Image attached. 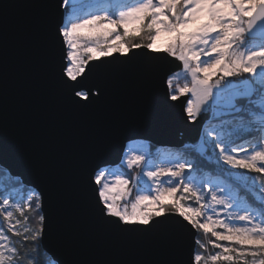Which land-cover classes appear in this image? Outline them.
Segmentation results:
<instances>
[{
    "label": "snow or ice",
    "instance_id": "6c2138e0",
    "mask_svg": "<svg viewBox=\"0 0 264 264\" xmlns=\"http://www.w3.org/2000/svg\"><path fill=\"white\" fill-rule=\"evenodd\" d=\"M23 7L55 22L49 55L69 104L87 107L104 94L102 86L85 83L91 62L146 50L148 60L157 57L147 52H164L179 61L160 79L166 102L187 97L181 100L187 124L212 111L193 151L163 154L157 164L148 146L130 145L115 170L94 164L83 171L94 199L90 228L123 240L152 235L177 258L77 264H184L178 257L186 235L187 264H264V0H4L0 23L9 9ZM130 24L136 25L131 31ZM162 35L170 39L154 47ZM106 71L148 75L153 69L122 63ZM4 123L0 65V131ZM124 166L139 171L129 180ZM165 195L172 203H163ZM41 207L38 193L0 190V264H42Z\"/></svg>",
    "mask_w": 264,
    "mask_h": 264
},
{
    "label": "water",
    "instance_id": "95a60500",
    "mask_svg": "<svg viewBox=\"0 0 264 264\" xmlns=\"http://www.w3.org/2000/svg\"><path fill=\"white\" fill-rule=\"evenodd\" d=\"M54 23L42 21L39 10L30 7L9 9L0 23L5 94L0 168L39 194L40 211L45 218V254L55 264L177 258L152 235L123 240L90 228L94 199L84 186L83 171L85 166L94 164L117 167L127 144L135 141L158 149L193 146L209 121L206 122L211 110L187 124L181 107V100L187 97L166 102L160 79L167 68H175L179 61L164 52H147L148 57H157L148 60L146 50H133L128 57L113 54L91 62L93 71L87 73L85 83L102 86L104 94L87 107L69 104L57 86V70L49 55ZM60 55L57 49V64ZM122 63L150 67L153 72L110 75L106 71ZM190 246L191 236L186 235L178 257L184 264Z\"/></svg>",
    "mask_w": 264,
    "mask_h": 264
},
{
    "label": "trees",
    "instance_id": "16d2710c",
    "mask_svg": "<svg viewBox=\"0 0 264 264\" xmlns=\"http://www.w3.org/2000/svg\"><path fill=\"white\" fill-rule=\"evenodd\" d=\"M205 126H210V120L206 123ZM147 146L149 147V149L151 150L152 153L159 150V152H166V153L172 152V153H177V154H186L187 152L194 150L193 146H191V145H184L181 149H177V150H174V149H158L149 143H147ZM185 146H187V147H185ZM204 171H207V169H205ZM137 172H138L137 169L136 170L133 169V171H128V173H127L128 178H131ZM14 184H17L18 187H23L18 179L9 176V174L6 171H4L3 169L0 168V187H1V190H3L4 188H7V190L10 192H14V191L17 192L18 187L14 186ZM25 190L27 192H33L32 190L27 189V188H25ZM242 195H243V193H242ZM132 198H133V192H132L130 199H132ZM249 198H251L250 195H249ZM32 203H33V205L36 203L35 197L33 198ZM31 224H32V226H36V220L32 219ZM212 250H214V249H212ZM42 264H53V261L51 260V258L47 254H45L43 259H42Z\"/></svg>",
    "mask_w": 264,
    "mask_h": 264
},
{
    "label": "rangeland",
    "instance_id": "374dc122",
    "mask_svg": "<svg viewBox=\"0 0 264 264\" xmlns=\"http://www.w3.org/2000/svg\"><path fill=\"white\" fill-rule=\"evenodd\" d=\"M75 2L77 3V4H80V3H88L89 2V0H75ZM128 2H132V0H128ZM86 11H88V10H90V9H85ZM134 27H136V25H133V24H130L129 25V31H131L132 30V28H134ZM107 28H110V26H107ZM121 31H123V29H121ZM170 39V37H168V36H164L163 35V39L162 40H160L159 42H157V43H155L154 44V47H163L166 43H167V41ZM181 83H183V81L181 82ZM212 102H210V104H211ZM212 116V111L210 112V116H209V118L206 120V122L208 121V120H210V117ZM204 127H206V126H204ZM130 145H146L147 146V143L146 142H143V141H135V142H131V143H129ZM149 148V147H148ZM150 150V149H149ZM151 151V150H150ZM163 154H166V152H159V151H155L154 153H153V158H154V160L157 162V164H159V162H160V159H161V157H162V155ZM114 170L116 169V167L115 168H113ZM136 170V169H135ZM138 170V169H137ZM122 171H123V173L126 175V178H128V176H127V173H128V171H133V169L132 170H129L128 168H127V166H124L123 168H122ZM139 171V170H138ZM235 171H240V170H235ZM249 175H254V174H251V173H249ZM129 180H131V178H128ZM144 179V182L146 183V184H148V185H150L151 184V182L150 181H147V178L145 177V178H143ZM14 186H17V184H14ZM130 187H131V185H129ZM18 187V186H17ZM0 190H1V187H0ZM24 191H26L25 190V188L24 187H18L17 188V192H24ZM17 192H12L13 194H16ZM132 192H133V198H132V200H134L135 199V195L137 194V188H135V187H133V190H132ZM143 194H147L146 192H144ZM242 194V193H241ZM244 194V193H243ZM153 195H155V193H153ZM250 195V194H249ZM34 198V197H33ZM163 203H165V204H170V203H172V199L170 198V197H168L167 195H165V197L163 198ZM130 207V206H129ZM214 239V238H213ZM221 243H226V242H221ZM210 247V246H209ZM211 251H213V252H215V251H217V250H211Z\"/></svg>",
    "mask_w": 264,
    "mask_h": 264
},
{
    "label": "bare ground",
    "instance_id": "6f19581e",
    "mask_svg": "<svg viewBox=\"0 0 264 264\" xmlns=\"http://www.w3.org/2000/svg\"><path fill=\"white\" fill-rule=\"evenodd\" d=\"M203 22H204V19H203V17H202L201 19L197 20L195 23L190 24V25L188 26V28L185 29V31H192V30L195 29L199 24H201V23H203ZM133 25H134V24H133ZM106 27H107V26H106ZM162 39H163V35L160 36V37H158L155 43L159 42V41L162 40ZM155 43H154V44H155ZM129 146H130V144H127L126 149H125V152L128 150Z\"/></svg>",
    "mask_w": 264,
    "mask_h": 264
}]
</instances>
